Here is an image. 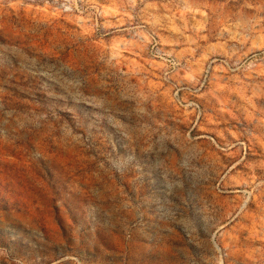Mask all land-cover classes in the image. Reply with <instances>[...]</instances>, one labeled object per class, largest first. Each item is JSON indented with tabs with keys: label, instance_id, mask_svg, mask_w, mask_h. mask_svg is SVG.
Listing matches in <instances>:
<instances>
[{
	"label": "rangeland",
	"instance_id": "rangeland-1",
	"mask_svg": "<svg viewBox=\"0 0 264 264\" xmlns=\"http://www.w3.org/2000/svg\"><path fill=\"white\" fill-rule=\"evenodd\" d=\"M71 7L0 0V264H264V0Z\"/></svg>",
	"mask_w": 264,
	"mask_h": 264
},
{
	"label": "built area",
	"instance_id": "built-area-1",
	"mask_svg": "<svg viewBox=\"0 0 264 264\" xmlns=\"http://www.w3.org/2000/svg\"><path fill=\"white\" fill-rule=\"evenodd\" d=\"M72 1L74 2L75 9H73V7H71L70 10H72V11L73 10L79 11V9H80L79 6L82 5V0H72ZM154 49L156 50V47ZM156 54L159 55V56H161L163 60H165V61L168 62V60L166 58H164V56H163L164 54L159 49L156 50Z\"/></svg>",
	"mask_w": 264,
	"mask_h": 264
}]
</instances>
